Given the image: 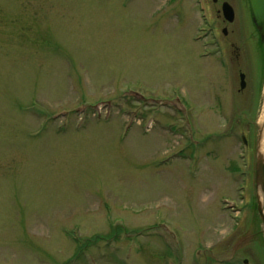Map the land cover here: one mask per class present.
<instances>
[{
  "label": "rangeland",
  "instance_id": "374dc122",
  "mask_svg": "<svg viewBox=\"0 0 264 264\" xmlns=\"http://www.w3.org/2000/svg\"><path fill=\"white\" fill-rule=\"evenodd\" d=\"M226 1L224 35L213 0H0V264H264V0Z\"/></svg>",
  "mask_w": 264,
  "mask_h": 264
},
{
  "label": "water",
  "instance_id": "95a60500",
  "mask_svg": "<svg viewBox=\"0 0 264 264\" xmlns=\"http://www.w3.org/2000/svg\"><path fill=\"white\" fill-rule=\"evenodd\" d=\"M213 1L217 2V0H213ZM222 12L225 19L228 22L234 21L235 12L230 3L224 2L222 4ZM224 31L226 32V29ZM240 78H241V88L244 89L245 88L244 75L241 74ZM255 186L257 191L256 210H257V215L261 218L262 221V235L264 237V153L262 152L259 145L257 149L256 162H255Z\"/></svg>",
  "mask_w": 264,
  "mask_h": 264
},
{
  "label": "flooded vegetation",
  "instance_id": "af4514ba",
  "mask_svg": "<svg viewBox=\"0 0 264 264\" xmlns=\"http://www.w3.org/2000/svg\"><path fill=\"white\" fill-rule=\"evenodd\" d=\"M225 1L226 0H222L220 2L219 0H217V2H214L215 4H220L219 5V9H217V13H216V20L218 22V25L216 26V30H217L218 34L221 33V32H224V29H226L225 27L222 28L220 25H222V23H229L228 21H226V19L223 16V13H222V3L225 2ZM219 23H221V24H219ZM222 26H224V25H222ZM258 26L259 25H257V28H258ZM258 29L260 30V32H262L261 36H262V38H264V34H263L264 26H260Z\"/></svg>",
  "mask_w": 264,
  "mask_h": 264
},
{
  "label": "bare ground",
  "instance_id": "6f19581e",
  "mask_svg": "<svg viewBox=\"0 0 264 264\" xmlns=\"http://www.w3.org/2000/svg\"><path fill=\"white\" fill-rule=\"evenodd\" d=\"M262 116H263V126H262V131H261L260 148L262 152H264V106L262 110Z\"/></svg>",
  "mask_w": 264,
  "mask_h": 264
}]
</instances>
